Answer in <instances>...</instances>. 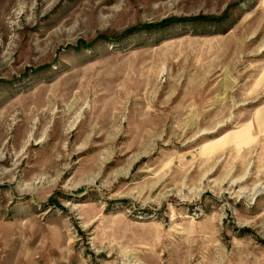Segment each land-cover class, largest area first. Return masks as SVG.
Masks as SVG:
<instances>
[{"label":"rangeland","instance_id":"374dc122","mask_svg":"<svg viewBox=\"0 0 264 264\" xmlns=\"http://www.w3.org/2000/svg\"><path fill=\"white\" fill-rule=\"evenodd\" d=\"M0 264H264V0H0Z\"/></svg>","mask_w":264,"mask_h":264}]
</instances>
